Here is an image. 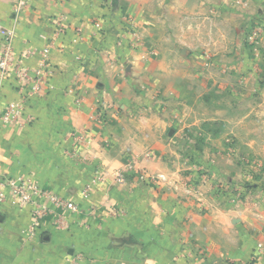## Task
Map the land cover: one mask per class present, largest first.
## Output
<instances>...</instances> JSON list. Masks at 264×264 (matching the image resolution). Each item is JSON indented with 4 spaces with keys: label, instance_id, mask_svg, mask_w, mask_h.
<instances>
[{
    "label": "crops",
    "instance_id": "0c3cea01",
    "mask_svg": "<svg viewBox=\"0 0 264 264\" xmlns=\"http://www.w3.org/2000/svg\"><path fill=\"white\" fill-rule=\"evenodd\" d=\"M17 1L0 0V26L29 78L22 87L8 72L1 107L27 99L24 127L0 123V179L30 177L88 224L62 231L44 219L32 238L33 208L5 191L0 264H251L264 243V182L241 161L264 171V46L253 54L235 23L264 37V0H28L20 12ZM45 50L52 74L35 88ZM210 50L219 76L196 83L193 58ZM131 160L165 181L116 182ZM195 165L207 177L198 191Z\"/></svg>",
    "mask_w": 264,
    "mask_h": 264
},
{
    "label": "built area",
    "instance_id": "2783aa9c",
    "mask_svg": "<svg viewBox=\"0 0 264 264\" xmlns=\"http://www.w3.org/2000/svg\"><path fill=\"white\" fill-rule=\"evenodd\" d=\"M28 6V0H18L17 1V11H23ZM58 25V31L56 34H61L64 31V24L66 20L64 18H60L56 21ZM0 33L5 35V46L6 53L2 61L0 62V101H1V90L3 81L8 74L9 71L13 70V72L19 77L21 80V86H24L25 79H28L29 76L27 71L20 65H12L9 60L10 56V44L12 39L11 32H6L0 26ZM49 55V51L45 50L44 60L40 64L39 69L36 71V75L38 79L35 81V88L40 83L41 78L46 77L52 72L49 69L47 56ZM34 88V89H35ZM29 96V95H28ZM25 98L20 99L18 102H14L9 105L6 109H2L0 105V123L4 126H13V125H21L20 119L21 115L24 111ZM133 165V164H132ZM130 165L128 170H134V165ZM119 182L124 183L125 178L123 175H119ZM5 191H9L12 198L19 201L21 206L27 207L30 206L33 208L34 215V223L29 232V236L32 238L36 235V230L38 228V224L40 221L49 217V215L55 213V211L59 208H62L66 211L78 212V206L73 203L64 201L58 194L47 191L41 188L38 184H36L30 177H16V178H2L0 179V207L5 202ZM63 228V226H60Z\"/></svg>",
    "mask_w": 264,
    "mask_h": 264
},
{
    "label": "rangeland",
    "instance_id": "374dc122",
    "mask_svg": "<svg viewBox=\"0 0 264 264\" xmlns=\"http://www.w3.org/2000/svg\"><path fill=\"white\" fill-rule=\"evenodd\" d=\"M135 18L134 17H130V18H128V21L129 22L127 21L128 22L127 23L128 26L130 25L129 27L130 28L132 27L133 30H134V28H135L136 25L134 23L132 24L131 22H135ZM241 19H242V17H240L239 22L235 23V25H237V26L239 25V27H240V33L244 35V38L247 37L246 44H248V46H252V44H255L256 45L257 48L255 47L252 50V53L254 54V53L258 52V48L260 46L258 44H260V42L263 43V46H264V40H263L264 37L262 35L260 36V34L262 32V28L261 27H257L256 28V31L254 33H252L251 30H250V32H249L250 35H249L248 29L245 28V25H243L244 23L242 24V20ZM257 23H258V21H257ZM231 31H232V29L228 26L227 28H225V35L226 36L227 35H231ZM257 42H258V44H257ZM246 44L244 42L242 43V45H246ZM196 55L201 56V54H199V53H197ZM202 55H204V58H201V57H199L201 59H199V58H197V59L193 58V66H192L193 68L192 69L197 72L196 77H195V82L196 83H201V84L202 83L206 84L204 82V81H207V80H205V76L213 77L214 79H216V77L219 76L218 75L219 72L218 71L216 72V70H215L216 69L215 68V62H214V58H213V55H212L211 50L208 51V52H203ZM262 58H258V61L256 62V65H255L256 68H257V70L259 69V72L261 70V67L259 66V63L264 62V57H262ZM198 61L200 62V64H199ZM3 83H4V81H3ZM2 89H3V84H2ZM1 92H2V90H1ZM199 93L200 92H196V95H198ZM1 97H2V94H1ZM22 98L27 99V95L24 94L22 96ZM213 98H214V96L210 100L211 101H214ZM225 100L228 101L227 97H225ZM0 105H1V101H0ZM6 108H2V109H6ZM1 125L4 128H7V126H4L3 124H1ZM220 131H221V128L218 127V126H214V127L211 128V132L215 136H217V134L221 133ZM174 133H175V131L170 135V137L173 136ZM146 158L150 159L149 157L145 156L144 159H146ZM130 165H132L134 167V170H131V171L128 170V167ZM241 166L244 167V170L245 169L247 171L249 170L248 173L246 172V175L249 176L250 178H252V181L257 182V183H263L264 182L263 181L264 180V177H263V173H264V171H263V165L260 162H256V161H252L251 162L248 158L245 157L241 161ZM194 167L196 168V173H194L195 176L190 177V179H191V181H193V184H194V186L196 188L195 190L198 191L199 187H202V186L207 185L206 184L207 177L204 175V173H201V169L198 168L199 166L197 167L195 165ZM119 175H123L124 178H125V182L123 184L128 183V181H130L133 178H137L141 182H144V183H152V184L153 183L154 184H158L160 182H164L165 181V178H163L162 176L157 177V176H155L153 174H150L145 168H142V169L141 168H138V160H131V161H129L128 163L125 164L124 168L120 171V173H118V175H117V177H116L115 180H116V182L121 183V182H119ZM90 193H91V190L89 188H87V189H85L83 191V196L85 198L90 197ZM235 193H237V191ZM235 193H233V194L235 195ZM228 194L229 195L227 197L228 198L231 197L232 202L235 203L236 201H238L235 198L236 196H233L232 193L231 194L228 193ZM244 194H245V192L242 193V191L240 189L238 191V197L237 198H241V199L244 198V196H245ZM61 198L64 199V201H67V202H70V203H73L74 205H76L74 202H72V201H70L68 199H65L63 197H61ZM239 202L240 201H238V203ZM240 204H241V202H240ZM76 206H78V205H76ZM78 208H79V210H77L78 212L66 211V210H64L62 208H59V209H57L55 211V213L49 215V217L46 218V219H47V221L53 222L54 227L57 228V229H59V230H62V231L67 230V228L69 227V221L70 220H73V221H75L76 224L78 223L80 225H86V224H88L87 220L84 221V219H82V216L85 214V213L83 214V212H84L83 211V208L80 207V206H78ZM112 210H114V209H112ZM86 214L88 216H90L92 218V220H93L96 217L95 216V208L88 209L86 211ZM32 215H33V211H32ZM91 222H93V221H91ZM60 226H63V228H61ZM253 257H254V259L251 262V264H256L257 263V260L259 259V257H263L264 258V243H258L257 248H256V252L254 253V256ZM69 264H70V262H69Z\"/></svg>",
    "mask_w": 264,
    "mask_h": 264
},
{
    "label": "water",
    "instance_id": "95a60500",
    "mask_svg": "<svg viewBox=\"0 0 264 264\" xmlns=\"http://www.w3.org/2000/svg\"><path fill=\"white\" fill-rule=\"evenodd\" d=\"M173 132H174V131H173V130H171V131H170V135H171Z\"/></svg>",
    "mask_w": 264,
    "mask_h": 264
}]
</instances>
